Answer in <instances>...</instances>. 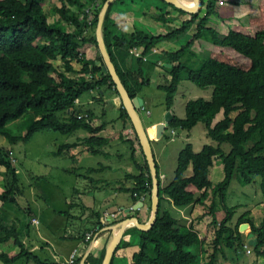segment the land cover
Returning a JSON list of instances; mask_svg holds the SVG:
<instances>
[{"label": "trees", "instance_id": "1", "mask_svg": "<svg viewBox=\"0 0 264 264\" xmlns=\"http://www.w3.org/2000/svg\"><path fill=\"white\" fill-rule=\"evenodd\" d=\"M45 1L0 0V135L10 144H16L27 142L42 131L74 135L83 130L86 136L61 145L54 155L62 156L64 151H72L65 156L77 159L81 153L77 150L83 146V151L91 154L110 156L106 151L109 139L100 135L102 129L95 127L91 120L96 116L95 111H83L78 105V101L91 92L120 97L111 74L104 70L96 38L99 16L107 0H59L60 6L55 7L52 16L44 10ZM159 1L164 7H172L177 17L173 19L166 9H157L158 13L151 19L164 31L155 33L139 22L133 23L132 31L124 30L116 19V12L119 6L127 8V2L114 0L102 27L106 49L132 100L144 87H154L165 93V106L170 110L181 82L187 80L200 88L211 87L209 100H188L184 117L175 116L169 128L190 131L201 123L213 144H205L198 152L191 143L185 144L177 157L174 178L165 187H161L158 170L160 204L156 222L147 231L129 226L110 264H197L205 239L193 226H179L178 220L162 207L166 201L177 208L204 205L209 197L212 199L209 206L212 222L219 224L214 240L215 253L217 246L224 243L237 254L245 245L246 234L252 233L257 238L253 250L258 257H264V218L257 227L247 211L233 221L238 207L229 208L225 203V192L235 178L245 185L259 181L264 195V0H253L254 8H237L231 0H200L201 8L195 13ZM138 2L141 6L146 4L145 0ZM203 9L205 12L201 15ZM149 10L145 9L144 13ZM184 16L187 19L179 21ZM213 16L223 24H230L225 35L220 36L207 26ZM204 35L209 36L211 48L206 56L199 57L194 53L195 47H204ZM134 51H141L135 57V70L121 68L117 61L127 59ZM151 55L155 58L148 57ZM97 61L101 65H97ZM55 62L62 67L55 66ZM161 68L171 75L166 85L156 83ZM119 113L124 126L131 127L134 132L132 139L123 141L132 146L131 156L136 168V173L126 175L129 184L119 182V190L130 195L133 205L144 200L146 195L151 203V170L122 103ZM220 113L222 119L216 121ZM22 118L26 131L16 135L8 125ZM139 153L141 159L137 158ZM216 158L223 164L224 179L214 186L209 175ZM0 167L4 168L0 172L4 181L0 205H18L22 191L9 148L0 147ZM190 167L193 172L188 176ZM87 171H98V168L91 167ZM220 210L225 213L222 221L217 219ZM25 211L32 216L29 209ZM95 215L101 217L97 211ZM97 223L100 227L89 239L86 240L88 232L83 237L88 247L94 236H100L99 231L106 227ZM134 232L139 250L135 248L137 242L130 240ZM10 239L20 253L0 252L3 264H12L29 255L16 226L0 221V244ZM107 245L96 249L94 243L93 252L84 264H102ZM81 261L82 258H77L73 264ZM37 264L48 262L38 259Z\"/></svg>", "mask_w": 264, "mask_h": 264}, {"label": "rangeland", "instance_id": "2", "mask_svg": "<svg viewBox=\"0 0 264 264\" xmlns=\"http://www.w3.org/2000/svg\"><path fill=\"white\" fill-rule=\"evenodd\" d=\"M231 2L237 4V8H254L256 6L253 0H231ZM56 6H60L59 0H46L44 10L52 16ZM126 7L129 8L128 4ZM118 10L125 11V6H119ZM204 12L205 9L202 10L201 15H203ZM52 20L53 17L52 19L50 18V22H52ZM136 23H138V21ZM207 26L214 28L220 36H223L227 33L230 24L223 25L216 16H213L212 21L208 23ZM160 32L159 23L156 22L155 33ZM202 42L204 45L203 48L198 46L195 47L196 52H202L200 55L201 57L206 56L211 48L209 36L204 35ZM140 52H138L139 55ZM133 55L135 57L139 56L136 54ZM193 61H197V59H193ZM55 66L62 67V64L55 62ZM211 91V87L200 88L187 80L181 82L174 99V112L178 115H183L187 100L196 98L209 100ZM150 92H153L155 102L160 99L163 94L161 91L157 90ZM24 120L25 119L22 118L8 125L14 134L23 135L25 133L26 129L23 125ZM175 130L176 133L168 130L167 135L170 137L163 135L160 139L153 138V140H151V145L156 150V156L160 165L162 186L168 185L174 178L178 147H184L186 143H192L195 151H197L201 149L204 144H213L211 139L207 137L205 126L201 123L190 131L179 128ZM85 133V131L81 130L74 135H62L53 131H42L34 134L29 141L16 144H10L7 138L0 135V147L9 148L12 151L19 185L22 191V194L18 198V205L11 203L0 205V214L5 215L4 219L8 220V222H15L20 233H23L21 232L23 230L26 231L27 226H29V235L31 238L33 237L35 240L41 238L42 242L45 241L49 243L52 253L56 252L57 255H63L66 258L69 257L71 252L78 250V241L75 240L74 237L84 241L83 237L88 232L86 234L87 240L90 235L100 227L97 222H100L106 227L99 231V234H101L100 236L98 234L95 235L96 237L99 236L95 241L96 249L111 242L113 235L119 231V227H113L131 217H137L140 223L147 224L152 211V204L149 203L150 198L147 195L144 197V200H140L142 202L144 201L145 206L143 205L136 210L133 207L137 203L132 205V207L119 208L120 202H125L126 204L127 199H129L126 192L118 194L111 205L109 201L101 198L105 195L111 196L112 189H118V186H116L118 184H115V182L119 178L122 179L124 171L130 170L136 173L134 159L130 156L133 149L127 141L112 142L111 146L106 150L111 154L110 156L104 154L94 155L89 152H83V154L81 152V156L79 155L77 159L65 156L66 154L70 155L69 153H72V151H64L65 153L62 156L54 155L53 152L57 151L61 145L74 143L79 136ZM225 148L227 149V147ZM80 149L81 148H79V150ZM117 154H120L122 158L117 157ZM218 160L219 159L216 158L215 161L218 163ZM120 165H122V167L125 166L123 172L121 171L122 167H120ZM103 166L110 167V169L108 170L105 168L100 172L95 171L92 173L87 171L91 167L100 170ZM3 171L4 168L0 167V172ZM100 173H104V176L113 182V184H110V186L93 184V180L100 177ZM81 175H88L90 178H80ZM221 177L222 173L220 174L219 170L213 171L211 179L215 184H213L214 186L222 181ZM1 180H3V178L0 177V184H2ZM98 188L104 190V192L106 191V194L103 195L101 192L96 191ZM78 191L82 194L84 191L91 192V195L90 197L86 194L81 196L78 195ZM93 198L95 199L93 200ZM253 201H257L259 205L263 204L262 202L264 201V195L259 188V181L245 185L237 178L233 179L231 185L225 192V203L227 205H237ZM169 203L168 201L163 203V211H167L173 217L178 218L179 213H176L178 212L176 211L177 209H174L175 207ZM210 204L211 201H208L205 204L206 207L198 206V213L192 217L188 218L186 215L182 217L180 214L178 218L179 226H184L186 228L190 226L194 227L197 221H203L204 218H207V223L205 222L203 225L207 233L206 238L209 239V241L206 242V247H204V252L202 253L204 256L203 264H210L209 260L212 257L216 230L219 227V224H214L212 222L213 215L210 212ZM241 207L235 210L233 221H236L237 218L244 213ZM25 209H29L32 215L37 217L38 223H31L32 216L29 215ZM95 211L100 213V218H97ZM224 217L225 213L220 210L217 213V219L222 221ZM130 240L134 243L137 242L135 248L139 250L135 232L130 235ZM222 247L221 252H224L226 249L225 244L222 245ZM83 250L84 249H82L81 252H83ZM218 255L222 257V254ZM222 259L224 258L222 257Z\"/></svg>", "mask_w": 264, "mask_h": 264}, {"label": "crops", "instance_id": "3", "mask_svg": "<svg viewBox=\"0 0 264 264\" xmlns=\"http://www.w3.org/2000/svg\"><path fill=\"white\" fill-rule=\"evenodd\" d=\"M138 1H140V0H126L129 8H125V11H119L118 10L116 12L117 21H119L121 26H123V29L128 31V32L132 31L133 23L136 24L137 21L139 23L147 25V27L149 29H151L153 32H155L156 22L154 20H152L151 17L156 15V13H158L156 11L157 9L158 10L159 9L161 10V8L166 9V11L169 12L172 15V17L174 16L173 19L177 17V15L175 14L174 9L172 7H167V6L164 7L162 2H160L159 0H145L146 4L144 6H141V4ZM179 1L183 5H186V6H191L194 3V0H179ZM148 8H150V10L147 14H145L144 11H145V9H148ZM122 10H124V9H122ZM186 19H187V17H185V16L180 17L179 21L186 20ZM223 25H225V24H223ZM161 28H163V27L161 26ZM162 31H164V28ZM138 52H140V51H138ZM194 53L198 54L200 56L202 52H194ZM148 57L151 59L155 58L152 55L148 56ZM117 62L121 68L123 67V69L128 68L131 70H135L136 64H135V56L133 54L130 57H128L127 59L118 60ZM161 63L166 64L167 67H170V64H168V63H165L163 61H159V64H161ZM73 65L75 66V68H79V66L77 64H73ZM170 81H171V75L165 69H162L160 71V73L156 76V83L158 85H166ZM153 90L161 91V90L154 88V87H144L142 89V91L137 95V97L134 100L135 104L137 106V109H138V113H139L140 118H141L142 125L144 127V130L146 132L148 139L150 140V143H151V140H153V138L160 139V137L163 135L168 136L167 135L168 130H174V133H176L175 129L169 128V122L166 120V116L168 113L172 114L171 121L173 120V118L175 116L178 118H183L185 115V108H184V114L183 115H178L177 113H175L173 110V106L171 107L170 110H167V108L165 106V93L163 91H161L163 94L160 97V99H158L155 102L153 92H150ZM211 93H210V97H211ZM138 98L142 99V106L138 102ZM187 101H186V103H187ZM186 103H185V106H186ZM120 104H121L120 97H118L116 95H114L112 97H105L103 95L102 96L99 95L97 92H91L90 94H87V96H84V98H82L81 100L78 101V105L83 109V111H86L87 109H92L95 111L96 116L93 117L91 120H92L95 127H100L102 129V131L100 132V135L109 139V144H108V147L106 149H108L111 146L112 142H115V141L121 142L124 139H132L133 138V134H134L133 129L131 127L126 128L124 126L123 122L119 119ZM86 115H88V114L86 113ZM220 119H222L221 113L217 115L216 121H219ZM174 133H173V135H174ZM84 136H86V133L79 136V137H84ZM168 137H170V136H168ZM78 138H77V140H78ZM191 145L194 149V145L192 143H191ZM82 147L83 146H80L79 148H81L80 151L83 154V152H86V151H83ZM202 147H201V149H202ZM79 148H78V152H79ZM178 148H179L178 149V154H179V152L181 151V149L183 147H178ZM152 149L154 152V156H155V160L157 163V167L159 170V176H160V180H161L162 175L160 173V165L158 162V158L156 156V150L154 149V147H152ZM201 149H199L197 151H195V149H194V151L198 152ZM117 157L122 158V156L120 154H117ZM137 158L138 159L142 158L140 153L137 156ZM120 167H122V165H120ZM124 167L121 168L122 172H123ZM105 168L108 170L110 169V167L103 166L98 171L100 172V171L104 170ZM214 170H219V173L220 174L222 173L221 179L223 180L224 179V169H223V164L221 163L220 160H218V163L216 161H214V165H213V167L210 171V175H209L211 182H212L211 176H212V173ZM192 172H193L192 168L190 167V169L187 171V175L188 176L191 175ZM131 173H134V172H131L130 170L124 171L122 179L119 178L115 182V184H118V185H116V186H118V189H112V195L111 196L105 195L101 198H103L106 201H109L110 202L109 204L111 205L114 198L116 196H118V194L121 193V191L119 190V188H120L119 182L122 180L126 184H129V181L125 180V178H126L127 174H131ZM100 174H101L100 177L93 180V184H96V185L102 184V185H106V186H110V184H113V182H111L109 179H107L104 176V173H100ZM0 177L2 178L1 175H0ZM80 178L89 179L90 176L81 175ZM1 182H2V184H0V190L3 189V187H4V181L1 180ZM165 186H162V182H161V187H165ZM93 191H94V189H93ZM96 191L101 192L103 195L106 194L105 193L106 191L104 192V190L99 189V188ZM77 193H78V195H81V196L86 194L87 196L90 197V195H91V192H86V191H84L83 194L80 193V191H78ZM127 195L129 196V199H127L126 204H125V202H122V203L120 202L119 208H121V207H123V208L132 207L133 203L131 201V197L128 193H127ZM94 199L95 198H93V200ZM208 201L212 202L211 197H209L205 201V204ZM257 201L246 203L247 205L246 204H237V205H227L226 204V205L229 208H233V207L239 208L242 206L241 208L243 209L244 212H247V211L251 212L250 213L251 218L254 220L255 225L257 227H259L262 223L263 218H264V206H263L264 201L262 202L263 204L260 203L262 206L259 205ZM205 204L204 205L197 204V205L188 206L185 208H176V207L175 208L173 207V208L177 209L176 211H178V212H176V213H179L178 218H179L180 214L182 217H184L186 215L189 218V217H192L193 215H195L196 213H198V211H199L197 209L198 206L199 207H206ZM4 216L5 215L0 214V221H2L3 224H5L7 226H12V225L16 226V230L20 234V236L22 237L25 248L28 249V252H29L28 256H23L22 258L18 259L16 262H14L12 264H37L38 259L43 260V261H47L48 264H70L69 260H70V255L72 252L70 253L68 258L64 257L63 255H57L56 252L52 253L50 251V245L48 242H45V241L42 242L41 238H39L38 240H35V238L30 237L29 226H27L26 231L23 230V231H21L23 233H20V230L17 227L16 223L15 222H8V220L4 219ZM178 218L176 217V219L179 222ZM33 220H36V222H33ZM206 220H207V218H204L203 221H197L194 224V228L199 232L200 236L205 239V243L200 250L201 253H200L197 264H203L204 263L203 262L204 256L202 253L204 252L203 251L204 247H206V242L209 241V239L206 238L207 233H206L205 227L203 225L205 222L207 223ZM31 223H38V219L34 215H32V217H31ZM97 237L94 236L90 247L86 246L85 242L83 240H81L80 238L74 237V239L78 241V247H77L78 248V250H77L78 257L77 258H82V261L80 264H84L86 257L90 254V252H93L92 251L93 246H94L95 241L97 240ZM256 240H257V238L254 234L247 233L246 238H245V245H244L243 249L241 251H239L237 254H235L234 252H231L229 247H226L224 252H221V249L223 248L222 245H224V243L218 245L217 252L215 253V250H214L215 243H213L212 257L214 255L215 259H213L211 257L209 260V263L210 264H213V263L214 264H264V257H262V256L258 257L253 250V246L256 244ZM82 249H84L83 252H81ZM98 249H100V248H98ZM192 249H190V250H192ZM248 250H250L251 252L247 253ZM48 251H50V252H48ZM0 252L7 253V254H18V253H20V249L16 246L14 240L10 239L9 241L0 244ZM218 254H222L221 256L224 259H222V257H220ZM0 264H3V263L0 262Z\"/></svg>", "mask_w": 264, "mask_h": 264}, {"label": "water", "instance_id": "4", "mask_svg": "<svg viewBox=\"0 0 264 264\" xmlns=\"http://www.w3.org/2000/svg\"><path fill=\"white\" fill-rule=\"evenodd\" d=\"M113 1L114 0H107L105 4L103 5V8L99 16L98 25H97L96 38L98 41V46H99L101 56L105 64L104 70L107 69L109 73L111 74L113 81L115 82L116 87L119 91L121 103L125 106L128 114L130 115L133 126L137 132L144 155L146 157L149 168L151 170L152 179H153V189H152V195H151L152 211H151V216H150L148 223L142 224L140 223L137 217H131V218L125 219L120 224L113 227V228L119 227V231L113 235L111 242L108 244L102 264H110L111 259L114 255V252L117 246L119 245V243L121 242L124 232L130 225H134L139 230H142V231H147L153 226V224L156 222V219H157V215L159 212V204H160V199H159L160 182L158 179V169H157V163L155 160V156H154V152H153L150 140L148 139L146 132L144 130V127L142 125L141 118L138 113V109L135 104V101L131 99L128 91L126 90L125 86L121 82L117 74L116 68L112 62V59L106 49V45H105V42L102 36V27L104 23V18H105L108 8L110 7ZM163 1L169 4H172L176 6L177 8H180L188 13L198 12L201 8L200 0H194V3L191 6L183 5L179 0H163ZM97 65H101V62L97 61ZM138 102L142 106V99L138 98ZM171 119H172V114L168 113L166 116V120L170 123ZM143 205L144 203L142 201H139L137 202L136 205H134L133 208L136 210Z\"/></svg>", "mask_w": 264, "mask_h": 264}, {"label": "built area", "instance_id": "5", "mask_svg": "<svg viewBox=\"0 0 264 264\" xmlns=\"http://www.w3.org/2000/svg\"><path fill=\"white\" fill-rule=\"evenodd\" d=\"M132 53V52H131ZM132 54H136L137 56L139 55V53H138V51H134ZM174 130H171V132H173ZM141 200H143V198L141 199ZM33 222H36V220H33ZM97 235V234H96ZM89 239V238H88ZM251 251L250 250H248L247 251V253H250ZM77 257H78V252H77V250H74L72 253H71V255H70V260H69V262H70V264H73L74 263V261L77 259Z\"/></svg>", "mask_w": 264, "mask_h": 264}]
</instances>
